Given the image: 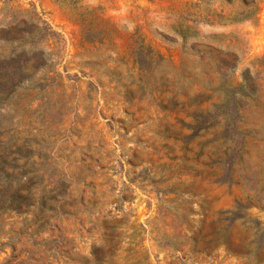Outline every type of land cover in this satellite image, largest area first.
Wrapping results in <instances>:
<instances>
[{
  "label": "rangeland",
  "instance_id": "374dc122",
  "mask_svg": "<svg viewBox=\"0 0 264 264\" xmlns=\"http://www.w3.org/2000/svg\"><path fill=\"white\" fill-rule=\"evenodd\" d=\"M5 27L10 264H264V0H0Z\"/></svg>",
  "mask_w": 264,
  "mask_h": 264
},
{
  "label": "trees",
  "instance_id": "16d2710c",
  "mask_svg": "<svg viewBox=\"0 0 264 264\" xmlns=\"http://www.w3.org/2000/svg\"><path fill=\"white\" fill-rule=\"evenodd\" d=\"M43 24L44 23H42V25ZM5 29H6V27L5 28H1L0 30L3 31ZM20 34L23 35V36H25V35L27 36L28 35V33H26V32L25 33L23 32V33H20ZM30 49H31L30 47L27 49L25 44L19 45V47H18V55H17L18 58L21 59V57H23L25 59L27 56L30 55ZM10 58H11V56H10ZM234 129L236 130L237 128L234 127ZM69 208H72V205L63 204L61 210L58 209L57 207H53V206L52 207H46V205H42L40 213L43 214L45 212L50 211V212L54 213V216H56L58 214L66 215V214H68L70 212ZM21 214H25V212H23ZM48 219L49 218H47V217H42L40 219V222L43 225L49 227L50 226V224H49L50 221ZM104 226H106V225H104ZM116 229H117L116 226L107 227V230H108L107 233L108 234L105 237L108 238V241L111 244H113V242L117 239ZM36 234H37V232L34 233L33 235H31L30 237H33ZM20 237H21V235L18 236V238H20ZM18 241H19V239L18 240L17 239H9V241L7 243H1L0 244V251H3L6 247H9L11 249V256L8 258V260H6L4 262V264H10V263L15 262L16 260H18L20 258L21 254L18 253L17 250H16V245L18 244L17 243ZM35 246H37V245L35 244ZM247 246L248 245H245L244 246L245 248L243 250L242 249L238 250V252L241 253V252H244V250H245V252L243 253L244 256L246 258H248V260H251L253 255L249 254L248 250L246 249ZM47 248H48L47 252L50 254V256H48L46 258V263L45 264H54L52 261H50L51 258H54V260H58V259L60 260V258L63 259V260L65 259V256L60 255L59 253H56L57 250H58V247L56 245V241L50 242L47 245ZM113 251H114V247L113 246L107 252H104L103 250L97 248V249H95L93 251L92 258H87V257L82 258L81 264H105L106 261L112 256ZM52 253H54V255H52ZM55 254H57L58 257H56ZM33 256H34L33 254H29L28 258L26 260V263H28V264H30V263L31 264H41L42 261H44V259H35Z\"/></svg>",
  "mask_w": 264,
  "mask_h": 264
}]
</instances>
